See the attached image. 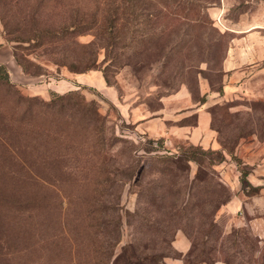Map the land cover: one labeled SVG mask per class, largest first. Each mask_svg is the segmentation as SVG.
<instances>
[{"label":"rangeland","instance_id":"374dc122","mask_svg":"<svg viewBox=\"0 0 264 264\" xmlns=\"http://www.w3.org/2000/svg\"><path fill=\"white\" fill-rule=\"evenodd\" d=\"M135 1L0 0V32L18 65L45 78L85 73L71 89L94 100L104 118L94 135L90 117H81L84 106L67 104L66 117L55 120L63 126L34 117L29 147L14 138L19 130L0 129V175L7 174L0 178V189H7L0 264H170L180 253L177 233L189 241L186 252L194 241L195 252L203 246L200 254L214 262L264 264L253 213L241 208L233 220L222 211L234 194L248 198L264 187L249 181L251 173L264 178V48L245 47L249 31L264 35V26L251 27L264 25V0H193L177 7L171 0H137L135 12L144 5L171 9L156 18L131 14ZM124 7L128 14L120 20L116 11ZM114 20L133 31L113 37ZM95 47V67L70 69L80 66L82 49ZM1 105L0 111L9 102ZM200 105L210 113L209 143L170 132L194 124L192 111ZM184 112L190 113L172 118ZM158 117L166 132L149 130L150 121L158 129ZM189 144L200 146V162L191 158L176 174L161 173L152 156L178 154ZM206 172L222 187L213 190ZM158 191L164 197L150 201ZM225 193L224 203L210 205ZM197 198L200 204L192 205Z\"/></svg>","mask_w":264,"mask_h":264},{"label":"trees","instance_id":"16d2710c","mask_svg":"<svg viewBox=\"0 0 264 264\" xmlns=\"http://www.w3.org/2000/svg\"><path fill=\"white\" fill-rule=\"evenodd\" d=\"M171 1H172L171 4L175 5L176 7L181 5L182 3H190V4L193 3V0H183L182 2L178 0H171ZM135 5L136 6L140 5L139 3H137V0L135 1L133 7H131L130 13L136 17L146 15V14H151L152 16L156 18V17H160L161 14L167 15L165 13L168 11H171V9H168L167 11H162V10L150 11L144 5L142 6L140 10H138V12H135V9H136ZM172 12L175 13V11L173 10ZM116 13L118 14L117 18L122 16L120 20L125 18L124 17L125 14H128L127 9L125 7H124V10L122 11L117 10ZM146 19L142 22H145ZM143 28H141L140 30H144V31L145 29L149 30L145 26H143ZM130 31H133V30H128V28L123 29V24L121 22L117 23L115 20L112 23L111 28H110V32L112 34L114 33L113 37L116 36L117 34L121 35L122 32L125 33V32H130ZM96 50H97L96 47L93 50H89L86 48L82 49L81 50L82 54L77 59L80 62V66L78 67L70 66V69L73 71H84L86 69L95 67L96 60H97ZM21 68L25 73L30 74L28 68L25 65L22 66ZM39 74H42V72H39L36 75H39ZM104 76H105V79L108 80L107 75L105 73V69H104ZM13 82L14 81L11 80L8 69L6 68L4 64L1 63L0 64V107L2 106L1 104L4 100L9 102V107L6 106L3 110L0 111V129L1 128L4 129L7 125H9L10 127H13L14 129L19 130L15 134L17 136H14V138L16 137V138L22 139V141L25 142L24 145L29 147L30 141L34 138V136H32V133L30 132L31 127L35 124L34 117H37V116L41 117L45 121L46 125L48 126H54V127L63 126L65 125L63 122H56L55 120L58 118L64 119L66 117L65 105L76 104L78 102L84 106L82 110L83 116L81 117L84 119H86L85 116L90 117L89 120H87V122L90 125V128L93 134L94 135L99 134L100 132L99 128L104 123V118L101 115V113L98 111V108L94 100L87 101L76 90L69 89L59 94L58 93L52 94V96L48 100L41 99L37 101L38 97L36 94H33V95L30 94L31 96L23 95L15 86L18 84L16 82L14 83ZM52 91H55V90H51L50 93ZM55 92H58V91H55ZM33 98H35V100H32ZM24 102H28V104L25 105V107H22V104H24ZM46 113L48 115L47 118L45 116ZM85 113H87V115H85ZM197 148L200 149V146L189 144L186 148L181 149L180 153L178 154H168V155L167 154H156L152 157H154L156 162L159 164V169L161 173H170V175H174L176 174L177 170L183 167V164H184L183 161L188 162L191 158H193V159L198 160V162H200L199 159L195 157L197 156L196 155ZM214 151L215 150L213 149H209L206 152L212 153ZM223 158H224L223 155H220L216 159H211L209 161V164H210L209 166H211L212 168V165L214 163L219 162ZM200 160H202V158H200ZM201 170L202 168H200V171ZM205 174L207 175L206 181L208 185H211L213 187V190H216L218 186L222 187V184L218 178H215L214 176L210 175L209 172H206ZM5 175L7 174L6 173L1 174L0 178H4ZM200 177L201 176L199 174L196 175L195 177L196 184L200 183ZM145 185H148V187H151V188H156V187L163 188L162 182H158L155 184L151 182H148V183L145 182ZM3 189L4 190L0 189V209L4 211L6 209L4 204H6L7 189L6 188H3ZM142 191L143 189L141 190V187H140L138 191L140 198L142 196V193H141ZM155 196H158V198L162 199L164 197V193H162L161 191H158L154 193L153 195H151L149 197V200L153 202L155 200ZM228 197L229 195L227 193H225L223 196L222 194L216 195L215 197H213L214 199L211 201L210 205L217 207L219 206V204L224 203L228 199ZM199 204H200V200L198 199L192 205H199ZM1 205L3 206L1 207ZM8 211L9 209L6 212ZM215 229H216V224L212 222L211 225L209 226V230L214 231ZM235 237L236 236H233L232 238H235ZM195 248H196V245L194 244V241H192V245L190 246V249L184 254L180 252L177 257L182 256L186 263L203 262V261L210 263V264L214 263V260L210 259L207 255L205 256V255L200 254L204 250L203 246L198 245L199 252L197 251L195 252Z\"/></svg>","mask_w":264,"mask_h":264},{"label":"crops","instance_id":"0c3cea01","mask_svg":"<svg viewBox=\"0 0 264 264\" xmlns=\"http://www.w3.org/2000/svg\"><path fill=\"white\" fill-rule=\"evenodd\" d=\"M260 22L258 24H254L251 27H263ZM249 39L250 37L252 40L246 42L245 47L247 49L252 48L254 50H259L264 48V38L262 32L260 30H252L249 31L246 35ZM4 64L10 77L14 80L22 90L27 94H36L42 97H48L51 90H55L58 92H63L69 90L74 87L76 82L85 81L87 75L85 73H71L67 75V77L61 79H55L48 77H43L42 74L39 75H30L25 73L22 68L18 65L15 61L12 49L8 42L5 40L3 34L0 32V64ZM101 84V82H100ZM192 112L196 113V122L192 125L187 124H177L172 126L170 129L171 133H174L176 137H188L190 141L196 142H206L209 143L212 134V129L209 127L210 123V113L205 110L204 106H197ZM190 113V112H189ZM188 112L182 113L179 117H172L174 120H177L183 116L189 114ZM165 116V115H164ZM162 116L163 118H165ZM159 121H157L158 129L153 128L151 124L154 121H150L149 123V130L151 132H166L168 129L163 121V118L158 117ZM153 120V119H152ZM250 183L253 185H261L264 182V178L260 176H256L254 173H251ZM244 195V194H243ZM242 194H234V196L228 200V202L222 207V211L230 213L233 220H237L235 214L238 211L246 208L245 210L249 213H253L254 217V228L256 227L257 232L263 235L264 238V187L260 188V192L258 194L248 196H243ZM245 210L243 212L245 213ZM260 215V216H259ZM239 219V218H238ZM174 246L183 254L189 247V241L187 237L182 233H177L174 240ZM170 264H210L207 262H194V263H186L182 256L175 257L169 259ZM212 264H228L222 260H216Z\"/></svg>","mask_w":264,"mask_h":264}]
</instances>
